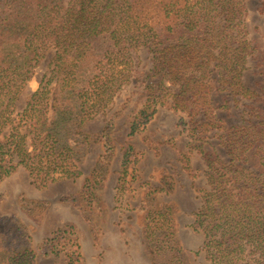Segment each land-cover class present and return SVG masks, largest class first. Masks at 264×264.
<instances>
[{
	"label": "trees",
	"instance_id": "1",
	"mask_svg": "<svg viewBox=\"0 0 264 264\" xmlns=\"http://www.w3.org/2000/svg\"><path fill=\"white\" fill-rule=\"evenodd\" d=\"M256 44L239 0H0V183L19 168L37 187L80 176L91 141L84 125L133 81V54L146 47L151 68L130 134L154 149L146 126L159 108L178 114L187 138L183 168L191 169L193 153L203 160L193 229L202 236L204 257L212 264H264V95L242 80L255 61L264 81V52ZM48 50L54 54L47 73L18 110ZM239 98L251 99L250 120L227 126L219 114ZM108 131L79 191L82 202L91 201L116 154ZM136 157L127 145L119 197L136 189ZM154 192L147 187L141 198L147 251L155 264H191L177 236L175 205L158 202ZM39 249L63 256L65 264L81 261L69 225L51 232ZM36 257L26 226L15 216L1 217L0 264H36Z\"/></svg>",
	"mask_w": 264,
	"mask_h": 264
},
{
	"label": "rangeland",
	"instance_id": "2",
	"mask_svg": "<svg viewBox=\"0 0 264 264\" xmlns=\"http://www.w3.org/2000/svg\"><path fill=\"white\" fill-rule=\"evenodd\" d=\"M239 1L243 5L248 36L257 41L258 51L264 52V0ZM137 51L133 54L137 63L133 81L118 93L112 104L84 125V132L91 141L87 157L80 166V176L37 187L19 168L0 183V218L15 216L26 226L37 254L36 264H65L63 256H44L39 249L51 232L65 225L73 228L80 244L79 264H155L145 247L141 227V198L147 187L155 190L158 202L175 205L177 236L191 264H212L201 250L202 236L193 229L194 212L201 196L199 190L205 185L203 160L200 154L194 153L191 155V169L183 168L180 157L186 149L187 138L178 114L168 107L159 108L146 126L143 134L154 141V149L142 141L141 135L130 134V122L140 107V103H135L138 92L151 68L149 50L142 47ZM53 54V50H48L35 68L19 98L18 110L22 109L26 98L47 73ZM254 65L255 61L247 64L242 80L261 97L264 95V81ZM250 101L245 98L231 101L229 109H223L219 115L227 126L248 123ZM251 121L254 122L253 118ZM106 127L116 147V154L105 172L104 180L94 189L91 201L82 202L79 191L103 152L101 134ZM217 138L212 140L213 143L217 142ZM129 144L137 152L135 168L138 181L135 183L136 189L119 197L116 180L124 148ZM168 185L171 186L169 192Z\"/></svg>",
	"mask_w": 264,
	"mask_h": 264
},
{
	"label": "crops",
	"instance_id": "3",
	"mask_svg": "<svg viewBox=\"0 0 264 264\" xmlns=\"http://www.w3.org/2000/svg\"><path fill=\"white\" fill-rule=\"evenodd\" d=\"M194 154V153H193Z\"/></svg>",
	"mask_w": 264,
	"mask_h": 264
}]
</instances>
